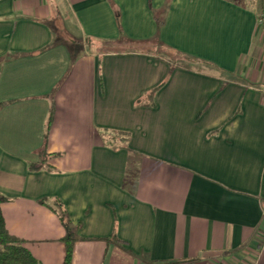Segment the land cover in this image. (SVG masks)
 <instances>
[{
	"label": "crops",
	"instance_id": "crops-1",
	"mask_svg": "<svg viewBox=\"0 0 264 264\" xmlns=\"http://www.w3.org/2000/svg\"><path fill=\"white\" fill-rule=\"evenodd\" d=\"M251 4L0 0L1 215L40 264H64L59 212L70 264H264Z\"/></svg>",
	"mask_w": 264,
	"mask_h": 264
},
{
	"label": "trees",
	"instance_id": "trees-1",
	"mask_svg": "<svg viewBox=\"0 0 264 264\" xmlns=\"http://www.w3.org/2000/svg\"><path fill=\"white\" fill-rule=\"evenodd\" d=\"M231 1L242 2L243 0ZM49 123H51V120ZM3 201H6V198L0 193V264H40L38 260L27 251L28 249L24 246L23 241L10 234L5 227L4 217L1 215V204ZM59 217L65 228V234L62 237V241L65 244V258L63 263L70 264L73 252L72 249L77 239V237H75V227L70 225L71 223L65 212H59Z\"/></svg>",
	"mask_w": 264,
	"mask_h": 264
},
{
	"label": "rangeland",
	"instance_id": "rangeland-1",
	"mask_svg": "<svg viewBox=\"0 0 264 264\" xmlns=\"http://www.w3.org/2000/svg\"><path fill=\"white\" fill-rule=\"evenodd\" d=\"M243 2L249 3V5L252 3L253 5L252 4L251 5L253 7H256V9H258V16H259L258 18H261L263 20V24H264V0H243ZM65 29L67 31L66 33L73 34V36L76 35L75 34V32H76L75 27L72 24L70 25V28H68V26L66 24ZM261 30H264V29L261 28ZM71 46H72V49L79 50L78 44L71 42ZM149 46L151 47V50H154L155 52L157 51V49H161V47L156 45L155 43H152ZM181 60L184 61L183 59H181Z\"/></svg>",
	"mask_w": 264,
	"mask_h": 264
},
{
	"label": "built area",
	"instance_id": "built-area-1",
	"mask_svg": "<svg viewBox=\"0 0 264 264\" xmlns=\"http://www.w3.org/2000/svg\"><path fill=\"white\" fill-rule=\"evenodd\" d=\"M258 24L260 25V27H261L262 29H264L263 20H262L261 18L258 19ZM263 32H264V30H263Z\"/></svg>",
	"mask_w": 264,
	"mask_h": 264
}]
</instances>
